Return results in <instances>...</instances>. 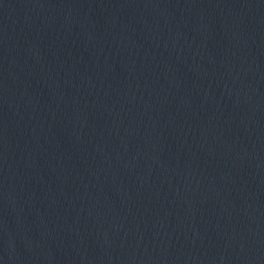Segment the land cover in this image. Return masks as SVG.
<instances>
[{"label":"water","instance_id":"obj_1","mask_svg":"<svg viewBox=\"0 0 264 264\" xmlns=\"http://www.w3.org/2000/svg\"><path fill=\"white\" fill-rule=\"evenodd\" d=\"M0 264H264V0H0Z\"/></svg>","mask_w":264,"mask_h":264}]
</instances>
